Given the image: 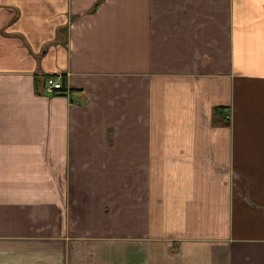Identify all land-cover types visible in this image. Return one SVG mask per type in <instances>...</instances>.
Listing matches in <instances>:
<instances>
[{"label":"crops","instance_id":"1","mask_svg":"<svg viewBox=\"0 0 264 264\" xmlns=\"http://www.w3.org/2000/svg\"><path fill=\"white\" fill-rule=\"evenodd\" d=\"M0 264H264V0H0Z\"/></svg>","mask_w":264,"mask_h":264},{"label":"built area","instance_id":"2","mask_svg":"<svg viewBox=\"0 0 264 264\" xmlns=\"http://www.w3.org/2000/svg\"><path fill=\"white\" fill-rule=\"evenodd\" d=\"M43 87L47 94H67L68 88L64 87L62 89L60 83V76L56 75H47L43 77Z\"/></svg>","mask_w":264,"mask_h":264},{"label":"trees","instance_id":"3","mask_svg":"<svg viewBox=\"0 0 264 264\" xmlns=\"http://www.w3.org/2000/svg\"><path fill=\"white\" fill-rule=\"evenodd\" d=\"M47 75H56V74H44L43 77ZM59 76H60V83H61L62 89H64V77L62 74H59Z\"/></svg>","mask_w":264,"mask_h":264}]
</instances>
